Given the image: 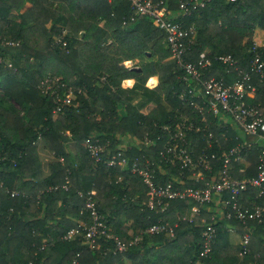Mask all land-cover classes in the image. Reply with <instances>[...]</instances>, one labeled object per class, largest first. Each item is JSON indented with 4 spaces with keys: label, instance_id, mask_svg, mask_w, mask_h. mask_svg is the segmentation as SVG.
Listing matches in <instances>:
<instances>
[{
    "label": "trees",
    "instance_id": "16d2710c",
    "mask_svg": "<svg viewBox=\"0 0 264 264\" xmlns=\"http://www.w3.org/2000/svg\"><path fill=\"white\" fill-rule=\"evenodd\" d=\"M179 1L170 0L174 11ZM132 14L129 0H0V264H72L77 252V264H264V198L255 189L241 201L262 205L263 216L247 223L227 215L230 207L222 202L227 192L206 202L193 220L188 219L196 204L192 198L169 200L164 210L148 206V187L131 171L134 158L153 162L156 185L204 187L222 169L223 153L243 138L231 119L205 111L202 120L188 99L194 83L183 79L184 70L162 42L163 32L147 17L139 19L151 23L148 33L137 29V20L124 24ZM179 21L193 27L185 60L209 58L205 76L230 83L218 58L231 55L240 68H250L254 31L264 30V0H209ZM256 50L264 60V43ZM45 78L56 80L60 96L74 94L57 115L55 94L40 87ZM128 78L135 80L132 95L139 91L145 98L140 105L123 94L121 83ZM149 79L156 86H147ZM251 81L257 86L252 101L264 109V82L255 73ZM189 122L200 129L186 128ZM38 138L54 155L50 174L42 179ZM90 138L103 146L100 162L83 144ZM69 141L76 142V157L67 149ZM174 143L195 159L205 154L209 168L172 162L167 145ZM119 150L128 161L108 166L105 161ZM260 152L254 146L242 152L245 160L234 155L231 175L256 176ZM198 171L203 180L196 181ZM91 190L110 231L126 243L140 234L138 243L118 252L109 238H101L95 249L80 236L62 238L78 225L71 217L90 221L83 208ZM159 221L175 225L173 234L142 233ZM209 224L216 236L204 253L203 230ZM246 233V252L240 255ZM231 234L240 242L233 243Z\"/></svg>",
    "mask_w": 264,
    "mask_h": 264
},
{
    "label": "built area",
    "instance_id": "2783aa9c",
    "mask_svg": "<svg viewBox=\"0 0 264 264\" xmlns=\"http://www.w3.org/2000/svg\"><path fill=\"white\" fill-rule=\"evenodd\" d=\"M209 0H193L189 3L186 0L179 1V11H174L170 6V0H129L133 14L124 19L123 23L128 24L135 22L141 17L149 18L153 25L163 32V44L170 51L173 58L177 61L180 67L184 70V80H191L194 84L188 88V99L195 105L201 113L203 121H206L205 111L219 116L222 119H231L233 125L238 127L243 138V142L231 148L228 152H224L223 166L218 172V176L213 180L206 181L204 187H177L173 182H168L167 185H156L155 175L150 166L153 164L149 159L141 161L139 158H134L131 162V171L142 177L148 187L149 201L148 206L151 208L160 207L161 210L166 208L169 200L192 198L196 201L191 207L189 220L201 212L203 205L213 198H218L222 193L227 192L229 197L222 202L224 206L230 207L227 215L235 214L236 218L247 223L249 219H260L263 216V206L252 202L246 204L241 201L242 195L249 189H255L257 197L264 198V109H261V102H254L257 86L252 83V73L258 74L264 82V60L256 47L262 44H257L253 47L254 55L251 58L250 68L243 69L238 65V61L231 55L220 56L218 59L226 65L225 72L230 74L232 82L227 83L224 77H216L213 75L205 76V71L209 69L211 60L209 58H201L197 61L185 60V55L188 51L191 40L190 34L193 32V27H184L179 17L189 15L192 10L203 6ZM61 47L66 46V41L60 37L57 41ZM8 44L18 45L19 42L8 41ZM7 61V60H6ZM7 65L11 67L12 63L7 61ZM236 73V77L232 74ZM58 86L53 78H45L40 87L45 92L50 91L55 94L56 106L53 110L54 115L62 112L65 104H70L74 98L72 91L60 96L54 88ZM264 95V94H263ZM185 92L180 94L184 98ZM188 129H200V126H194L193 122H189ZM184 126H179L178 134L182 135ZM177 136V134H174ZM182 140V138H181ZM184 140V139H183ZM182 140V141H183ZM84 146L89 151V154L95 161H102L101 154L103 146L98 139H87L84 141ZM256 146L261 152L258 156V173L250 178L237 179L234 178L230 170L232 168L233 156L236 159L245 160L242 157V152L246 149H251ZM167 150L173 155L172 162L177 159L182 167L204 166L209 168L206 155L200 154L196 159L191 155V151L185 146H180L178 143L167 145ZM214 157V155H212ZM63 160V158H60ZM128 158L125 157L119 150L115 155L108 158L105 163L108 166L121 165L126 163ZM15 165V161H14ZM242 170V169H240ZM195 179L203 180L201 171L195 173ZM63 187H66L65 185ZM11 196L18 194L17 190H8ZM84 210L88 213L90 221L81 220L77 226L71 227L64 235L63 239L70 240L80 236L83 244L89 249L99 247L101 238L112 239L115 245V250L124 252L131 244L138 243L142 235H137L134 239L126 243L122 241L116 234L110 231V227L104 219V216L98 210L97 200L94 196V191H88L85 194ZM217 196V197H216ZM12 210V209H11ZM175 225L169 222L159 221L149 228H146L142 233H168L173 234ZM205 239L204 253L211 250L214 237L216 236L215 228L209 224L204 230ZM249 233H246L241 238L243 250L240 255L246 252V245L249 240ZM80 253H76L72 264H77V257ZM27 264H32L28 262Z\"/></svg>",
    "mask_w": 264,
    "mask_h": 264
},
{
    "label": "crops",
    "instance_id": "0c3cea01",
    "mask_svg": "<svg viewBox=\"0 0 264 264\" xmlns=\"http://www.w3.org/2000/svg\"><path fill=\"white\" fill-rule=\"evenodd\" d=\"M136 27L141 32H150L152 25L146 19L137 20ZM135 82L134 79L128 78L125 79L123 83L128 85H133ZM147 86L154 87L156 86V82L153 79H149L147 82ZM67 149L72 157H76L77 147L75 141H69L67 143ZM35 150L40 160V178L47 177L50 174V164L54 160L53 153L46 147L43 139L38 138L35 142ZM76 223L80 222L81 219L71 217ZM241 240V239H240ZM239 237L236 234H231V241L233 243L240 242Z\"/></svg>",
    "mask_w": 264,
    "mask_h": 264
},
{
    "label": "rangeland",
    "instance_id": "374dc122",
    "mask_svg": "<svg viewBox=\"0 0 264 264\" xmlns=\"http://www.w3.org/2000/svg\"><path fill=\"white\" fill-rule=\"evenodd\" d=\"M253 38L257 44H263L264 43V30H262L260 28L255 29ZM128 64L131 65V63H128ZM123 82H124V80L121 83L122 88H123V94L125 96H129L131 94L130 98H132L131 99L132 102H134L138 105L142 104L145 101V98L139 93V91L134 92V94L132 95V93H133L132 86L133 85H131V84L128 85V84H125ZM125 144H128V140L125 142Z\"/></svg>",
    "mask_w": 264,
    "mask_h": 264
}]
</instances>
